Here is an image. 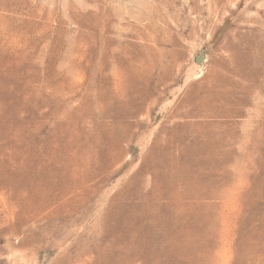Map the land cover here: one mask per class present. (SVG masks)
Returning a JSON list of instances; mask_svg holds the SVG:
<instances>
[{
  "label": "rangeland",
  "instance_id": "1",
  "mask_svg": "<svg viewBox=\"0 0 264 264\" xmlns=\"http://www.w3.org/2000/svg\"><path fill=\"white\" fill-rule=\"evenodd\" d=\"M0 264H264V0H0Z\"/></svg>",
  "mask_w": 264,
  "mask_h": 264
}]
</instances>
